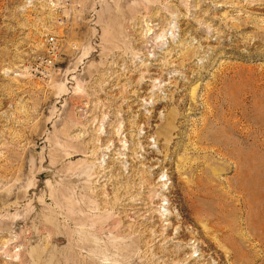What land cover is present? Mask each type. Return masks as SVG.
Instances as JSON below:
<instances>
[{"label":"rangeland","instance_id":"1","mask_svg":"<svg viewBox=\"0 0 264 264\" xmlns=\"http://www.w3.org/2000/svg\"><path fill=\"white\" fill-rule=\"evenodd\" d=\"M64 3L0 0V264H264V0Z\"/></svg>","mask_w":264,"mask_h":264},{"label":"built area","instance_id":"2","mask_svg":"<svg viewBox=\"0 0 264 264\" xmlns=\"http://www.w3.org/2000/svg\"><path fill=\"white\" fill-rule=\"evenodd\" d=\"M68 1H69V0H65V3H64V4H67ZM47 47H48V51H49L50 53H55L56 48H57V45H56V43H55L54 38L50 37V38L48 39V41H47ZM48 62H49V63H48L49 65H52V61H51V60H48Z\"/></svg>","mask_w":264,"mask_h":264}]
</instances>
